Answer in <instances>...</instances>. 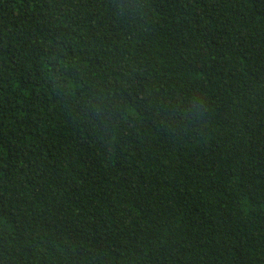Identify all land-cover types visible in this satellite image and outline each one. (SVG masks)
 <instances>
[{
	"label": "trees",
	"instance_id": "16d2710c",
	"mask_svg": "<svg viewBox=\"0 0 264 264\" xmlns=\"http://www.w3.org/2000/svg\"><path fill=\"white\" fill-rule=\"evenodd\" d=\"M0 264H264V0H0Z\"/></svg>",
	"mask_w": 264,
	"mask_h": 264
}]
</instances>
